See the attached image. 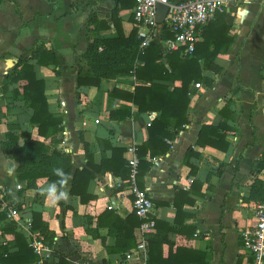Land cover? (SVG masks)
Returning <instances> with one entry per match:
<instances>
[{
  "label": "crops",
  "instance_id": "1",
  "mask_svg": "<svg viewBox=\"0 0 264 264\" xmlns=\"http://www.w3.org/2000/svg\"><path fill=\"white\" fill-rule=\"evenodd\" d=\"M222 3L224 22L229 25L227 35L232 40L214 58L221 70L203 71L212 80L210 86L204 82L194 84L187 109L188 123L174 140H166L171 145L169 151L144 158L151 165L141 182L153 202L154 219L180 228L173 224L175 193L185 190L194 199L193 204L182 206L184 232L168 233V242L160 246L154 264L249 263L240 233L254 224L255 201L249 199L250 188L255 180H261L259 174L264 167V0H222ZM113 5V0H0V189L15 195L16 185L20 184L24 213L32 217L33 212H39L48 230L54 233L52 246H47V260L34 264H52L62 255L69 264H148V255L142 259L135 254L125 258V254L107 253L105 246L115 244V238L107 235V228L98 230L105 238L104 244L86 232L95 228L96 216L109 204L121 217L132 211L126 184L119 177L96 173L88 185L91 198L87 203L82 204L78 196L70 195L64 201L66 206L61 207L43 191L49 184L45 177L36 180L35 188H27L25 181L18 180L17 163L1 148V142L8 141L7 133L19 135L28 131L32 139H43L29 122L31 112L23 106V97L12 95L16 84L7 78L18 59H28L35 43H42L57 58L59 75L49 66L34 65V71L44 81L49 110L63 116L57 147L71 155L75 167H84L86 161L78 140L79 131L96 164L110 156L104 141L127 149L147 140V126L159 116L157 112L139 113L133 106L131 116L123 120L109 118L110 110L128 104L109 92L114 87L133 91L130 77L103 79L99 87L78 89L76 85V74L85 66L82 54L88 43L94 38L116 37L118 33L112 23ZM71 6L73 11L68 12ZM90 8L108 27L95 29L86 19ZM131 10L121 7L117 10L118 26L126 37L134 29ZM173 85L178 86L179 82ZM203 125L216 126L215 133L209 132L204 137L213 141V145L196 144ZM189 147L196 153L189 158L193 174L183 163ZM122 156L127 159L131 153L125 151ZM119 186L122 188L116 190ZM194 190L200 191V195ZM2 214L5 217H0V243H8L13 235L3 229L11 227V223L6 212L0 211ZM138 229L139 226L134 229L136 242ZM32 231L42 239L37 229ZM153 233L154 229L145 234L146 239ZM177 248L184 251L175 257Z\"/></svg>",
  "mask_w": 264,
  "mask_h": 264
},
{
  "label": "trees",
  "instance_id": "2",
  "mask_svg": "<svg viewBox=\"0 0 264 264\" xmlns=\"http://www.w3.org/2000/svg\"><path fill=\"white\" fill-rule=\"evenodd\" d=\"M134 3L135 0H113L111 17L118 33L116 37L94 38L88 43L82 54L85 66L78 70L75 78L78 89L89 86L99 87L101 80L120 76L130 77L133 80V91L114 87L109 92L110 96L128 102L110 110V120H123L131 116L133 106L139 113L157 112L159 114L147 126V140L135 147L138 160L135 181L138 188L143 189L141 178L151 165L149 160L144 159L145 156L151 159L169 151L171 145L166 140H174L178 132L188 123L187 109L190 94L195 91L194 84L204 82L208 86L211 85L212 80L206 78L203 71L210 70L217 73L221 70L220 66L214 62V58L219 52L227 49L232 39L227 35L229 25L224 22V12L221 11L217 12L214 19L203 27L202 39L195 43L191 54L181 55L178 51L163 54L156 43L141 49L135 29H132L126 37L118 26V7L132 8ZM72 11L71 6L68 12ZM131 18H133L132 14ZM86 19L94 24L95 29L108 27L104 20L97 18L94 8H90ZM28 59H18L7 78L11 84H16V87L12 89V95L14 98L19 95L23 97V106L31 112L29 122L35 125L37 134L43 139H32L28 131H22L19 135L6 134L8 141H2L1 148L6 156L17 163L15 168L17 179L25 181L27 188H35L38 178L45 177L48 183L57 181L59 177L53 173V169L62 168L64 172L71 175L67 191L72 196H78L82 204L87 203L91 198L87 189L96 173H110L126 181L130 175V165L122 156L126 151L125 147H115L108 141H104L103 144L110 150V156L101 158L96 164L83 134L79 131L77 132L78 140L86 159L85 166L82 168L75 167L71 161V155L57 147L60 142L58 134L62 131L63 116L49 110L44 93V81L37 78L34 71V65L49 66L55 75H59L56 69L57 58L54 52H50L42 43H35ZM163 60H166V63ZM176 81L179 85L172 86ZM215 131L216 126L203 125L196 144L213 145V141L204 137L209 132L215 133ZM194 155L196 153L189 147L183 160V163L189 166L190 174L194 173V166L189 163V158ZM121 188L122 186H119L116 190ZM19 190L15 195L11 193V197L14 206L21 210ZM194 191L195 194L200 195V191ZM128 193L132 202L133 195L129 191ZM249 199L264 202L263 181H254L250 188ZM185 203L193 204L194 199L188 196V191L179 189L173 200V206L176 208L173 224L179 225L180 228L174 227L169 222L154 219V233L147 236L148 264L156 263L155 255L162 243L168 242L169 232H184L182 219L185 214L182 206ZM159 204L168 205L165 202ZM58 205L66 206L63 200L59 201ZM0 217H5V214ZM28 217L30 228L37 229L42 235V242L51 247L54 233L48 230L41 220L40 213L33 212L32 217ZM59 218L63 223L62 215ZM141 223L142 220L133 209L127 216L121 217L115 209L106 208L96 216L95 228L86 229V232L94 238H100L104 244L105 238L99 235L98 230L102 227L107 228V235L115 238V244L112 247L104 245L106 252L124 256L136 245L134 229ZM3 231L12 234L13 240L0 243V264H34L40 260V257L28 245L27 238L16 229L14 223ZM183 251L184 249L177 248L175 257ZM52 264H69V260L62 255ZM163 264L170 263L163 261Z\"/></svg>",
  "mask_w": 264,
  "mask_h": 264
},
{
  "label": "built area",
  "instance_id": "3",
  "mask_svg": "<svg viewBox=\"0 0 264 264\" xmlns=\"http://www.w3.org/2000/svg\"><path fill=\"white\" fill-rule=\"evenodd\" d=\"M158 4L167 8L161 23L156 19ZM221 11H223L222 0H135L131 14L141 49L156 43L163 54L178 51L181 55H187L194 51L195 43L201 41L203 27ZM126 151L131 153V157L126 159L130 165V175L123 182L133 195L132 208L142 223L138 229L136 245L125 253V258L135 254L146 259L148 242L145 234L154 229V205L146 191L136 185L138 160L135 147L130 146ZM259 177L264 182V167L261 168ZM21 188L20 184L16 185L17 190ZM108 208H112V205L109 204ZM0 211L6 212L11 225L14 223L16 229L27 238L28 245L40 257L39 261H46L49 256L47 245L30 228V219L24 213V208L21 207V210L16 208L11 193L3 188L0 189ZM240 241L249 257L248 264H264V202H255L254 224L241 231Z\"/></svg>",
  "mask_w": 264,
  "mask_h": 264
},
{
  "label": "clouds",
  "instance_id": "4",
  "mask_svg": "<svg viewBox=\"0 0 264 264\" xmlns=\"http://www.w3.org/2000/svg\"><path fill=\"white\" fill-rule=\"evenodd\" d=\"M53 173L59 177V179L49 183L47 188L43 191L53 203H58L62 200L67 201L70 196V193L67 191V186L71 180V175L64 172L62 168L53 169Z\"/></svg>",
  "mask_w": 264,
  "mask_h": 264
},
{
  "label": "water",
  "instance_id": "5",
  "mask_svg": "<svg viewBox=\"0 0 264 264\" xmlns=\"http://www.w3.org/2000/svg\"><path fill=\"white\" fill-rule=\"evenodd\" d=\"M166 10H167L166 6H164L162 4H158L156 6V19H157L158 23H161L163 21Z\"/></svg>",
  "mask_w": 264,
  "mask_h": 264
}]
</instances>
